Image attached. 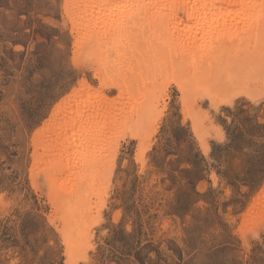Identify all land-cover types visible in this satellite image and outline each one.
<instances>
[{
	"label": "rangeland",
	"instance_id": "374dc122",
	"mask_svg": "<svg viewBox=\"0 0 264 264\" xmlns=\"http://www.w3.org/2000/svg\"><path fill=\"white\" fill-rule=\"evenodd\" d=\"M78 2L0 0V264H264V78L258 73V66L264 63L259 54L250 56L252 46H257L255 41H242L241 49L248 56L232 43V50L225 48L216 65L211 58L216 49L200 43L202 39L208 41L207 29L198 32L185 14L178 13L174 22L162 20L164 25L155 18L142 27L131 26L137 29V35L132 36L144 41H132L129 36L127 44L133 48L128 47L126 59L114 60L100 43L96 49L90 44H77L79 36L73 34L72 20L81 37H90L81 31L88 27L79 19L83 11L77 10ZM102 14L96 17L101 24L119 21L113 15ZM255 20L256 16L242 15L235 18L239 25L235 24L243 31L239 27L225 32L220 29V35L233 42L234 32L236 36L239 31L246 33L248 27L251 33ZM242 21L252 26H241ZM181 42H185L183 46ZM186 45H190L188 50ZM140 46L151 49L144 52ZM135 48L142 49V54ZM190 51L194 54L191 58L187 57ZM126 69L130 77L127 71L124 73ZM170 76L179 77V83ZM235 78L242 79V83L231 85ZM80 81L101 92L107 101L86 102L73 113L72 120L61 123L59 115L49 123L53 112L79 91ZM244 93L256 98L252 100ZM230 101L233 103L229 105ZM238 112L241 120L235 116ZM108 122L113 125L108 126ZM78 133L85 140L87 136L94 138L89 147L80 146L79 159L96 161L101 155L104 167L94 184L87 183L95 188L89 189L94 193L85 219L91 236L68 256L59 234L64 211L57 206L62 203L59 196L68 197L67 191L74 184L67 175L52 182L50 172L53 162H57L54 150L65 147L64 151L72 156L70 142L78 138ZM149 142L152 146L146 151ZM81 210L79 215L84 214Z\"/></svg>",
	"mask_w": 264,
	"mask_h": 264
},
{
	"label": "bare ground",
	"instance_id": "6f19581e",
	"mask_svg": "<svg viewBox=\"0 0 264 264\" xmlns=\"http://www.w3.org/2000/svg\"><path fill=\"white\" fill-rule=\"evenodd\" d=\"M76 7H77V10H82L83 12H82V16H80L79 17V19H81V21L83 20V22H85V27H88V29H86L85 31L84 30H82L81 28H83L82 26L81 27H79V31H80V29H81V31L82 32H85L86 33V35L87 36H90L89 38L88 37H81V34L78 32V29H77V23L74 21V20H72V28H73V34H77L76 35V37L77 36H79V43H77V44H81V43H85V45H89L90 44V46L91 47H97V48H99V46H98V43H100V46H103V47H105V51H106V53H109L110 55H109V57H110V59L111 58H113L114 60H124V59H126V56H127V54H129V52H128V49L131 47L130 45H128L127 43L131 40V39H129L130 37L132 38V41H134L133 39L134 38H137V40H140V39H138V36L137 37H134V36H132L133 34L134 35H137L136 34V32H137V29L135 30V27H131V26H135V25H138V26H143V25H145L146 24V21L148 20V21H150V20H153V19H155V18H159L161 21H159V22H161V24L162 25H164V22H162V20H164L165 18H166V23H168V22H174V21H176L177 19H178V17H177V15H178V13H183V14H185V16H186V18H187V20L189 21V23H193L194 25H196L197 26V29H199L198 30V32L201 30V28H202V31L204 30L203 28H206L207 29V33L206 34H208L209 35V39H208V41L206 40L205 41V39H202V40H200V43H201V45L203 44V45H208V47L212 50V49H214V51H215V49H216V52H214L215 54L211 57L213 60H215L216 61V65H219L220 63H218L219 61H218V57H220V53H225V48H226V51H228V50H232V47L230 48V45L233 43V45H234V47L236 48V50H237V45H239V51H241L242 52V54L244 55L245 54V49H241L242 47L244 48V44L242 43V41L243 40H247V41H250L251 39H252V41H255V43L257 44V46L255 45H251L252 46V50L251 51H253V52H251V54L250 53H248V54H250V56H253V53L255 52L256 54H259L262 58H261V60H260V62L262 61V63H264V47H263V45H264V0H79V2H78V4L76 5ZM102 13H105V16L108 14V15H110L109 17H112V15L113 16H115L116 17V19L117 20H119V21H117V22H112V20H107V23H106V21L103 23V24H101V23H99V22H97V16L98 15H100V14H102ZM103 15V14H102ZM242 15H253V16H256L257 17V20H255L253 23V28L251 29V30H253L251 33H249L248 32V27H247V32H248V34H247V36H246V33L245 32H242L243 30V28L241 29L239 26V28L242 30V31H239V33H238V35L236 36V33L234 32V37H233V40H235V41H233V42H230V41H225V39H223L222 38V36L220 35V34H223L222 32H221V30L220 29H223V32H225L226 30L225 29H227V28H229L230 30L233 28V29H235V28H238L237 27V25H239V24H237L236 22H235V18H237V19H239V18H241V16ZM73 16V15H72ZM75 17H77V15H75L73 18L75 19ZM103 18V17H102ZM184 18V17H183ZM244 18V17H243ZM107 19V18H106ZM244 19H246V18H244ZM244 19H241V20H244ZM253 19V18H252ZM115 20V19H114ZM246 20H244V22H245ZM144 22H145V24H144ZM156 22H158V21H156ZM181 22V21H180ZM243 22V21H242ZM243 22V23H244ZM154 23H155V21H154ZM153 23V24H154ZM177 23V22H176ZM183 23V21L181 22V24ZM188 23V22H187ZM237 25H236V24ZM248 23V22H247ZM148 24H150L149 22H148ZM160 23H159V25H161ZM173 24V23H172ZM246 23H244V24H242L241 22H240V25L241 26H247V25H249V24H251L250 22H249V24H246ZM96 25V26H95ZM147 25V24H146ZM174 25V24H173ZM172 25V26H173ZM176 25V24H175ZM185 25V24H184ZM235 25V26H234ZM154 26H156V27H158L157 25H154ZM202 26V27H201ZM251 26H252V24H251ZM260 26H262L263 28L261 29V27ZM148 27V26H147ZM146 27V28H147ZM258 27H260V28H258ZM155 28V27H154ZM159 28V27H158ZM152 29H153V27H152ZM164 30L166 29V28H163ZM229 29H227V30H229ZM259 29V30H258ZM91 30V31H90ZM141 30V29H140ZM140 30H138V31H140ZM144 30H145V28H144ZM225 30V31H224ZM237 30V29H236ZM87 31V32H86ZM89 31V32H88ZM237 31V32H238ZM92 32V33H91ZM220 32V33H219ZM263 32V33H262ZM144 33V32H143ZM205 33V32H204ZM201 35H202V33H201ZM240 35V36H239ZM241 35H242V37H241ZM130 36V37H129ZM144 36H145V34H144ZM237 37H239V39L240 40H238V39H236ZM147 38V37H146ZM159 38V37H158ZM190 38H192V37H190ZM196 41H197V38L196 37H193ZM149 40V39H148ZM160 40V39H159ZM214 40L215 41H220V40H222L223 41V43L222 44H220V43H214ZM141 42L140 43H142L144 40H140ZM192 41V39L190 40V41H188L189 43ZM199 41V40H198ZM202 41V42H201ZM221 41V42H222ZM139 41H137V43H138ZM187 42V41H186ZM134 43H136V42H134ZM133 43V44H134ZM149 43H151V42H149ZM160 43V42H159ZM176 43H178V42H176ZM185 43V42H184ZM183 43V44H184ZM189 43H187V44H189ZM196 43V42H195ZM194 43V40H193V44H195ZM244 43H246V42H244ZM251 43V42H250ZM161 44V43H160ZM164 44V43H163ZM175 44V43H174ZM181 44H182V42H181ZM180 44V45H181ZM183 44H182V46H183ZM191 44V43H190ZM237 44V45H236ZM143 45V44H142ZM173 45V44H172ZM177 45V47L178 48H180L179 47V45L178 44H176ZM200 45V46H201ZM236 45V46H235ZM250 45V44H249ZM130 46V47H129ZM135 46V45H134ZM181 46V47H182ZM192 46V45H191ZM195 46H198L197 45V43H196V45ZM194 46V47H195ZM79 47H81V46H79ZM96 47H95V49H96ZM129 47V48H128ZM146 47V46H145ZM142 48V46H140L139 48H142V49H140V50H142V51H146L147 52V50L146 49H149V48ZM153 47V46H152ZM189 48L190 47V45L188 46V45H186V48ZM204 46H202V47H200V49L201 48H203ZM86 48V47H85ZM101 48V47H100ZM131 48H133V47H131ZM183 48V47H182ZM188 48L186 49V50H188ZM193 48V47H192ZM198 48V47H197ZM255 48V49H254ZM88 49V48H87ZM94 49V48H93ZM94 49V50H95ZM102 49V48H101ZM136 49V48H135ZM135 49H132V50H135ZM145 49V50H144ZM151 49V48H150ZM149 49V50H150ZM184 49H185V47H184ZM183 49V50H184ZM80 50V49H79ZM83 50V49H82ZM91 50V49H90ZM98 50V49H97ZM137 50V49H136ZM135 50V51H136ZM140 50L138 49L137 51H136V53H138V51L140 52ZM155 50V52L158 50H156V48L154 49ZM181 50V49H180ZM185 50V51H186ZM255 50V51H254ZM257 50H259V53H257ZM76 51V50H75ZM103 51V50H102ZM153 51V50H152ZM249 51V50H248ZM99 52H101V51H99ZM149 52V51H148ZM168 52V55H169V51H167ZM182 52V51H181ZM193 52V51H192ZM200 52V51H199ZM212 52L213 51H211V53L210 54H212ZM235 52V51H234ZM77 53H79V52H77ZM84 53V52H83ZM95 53V52H94ZM93 53V54H94ZM136 53H134V54H136ZM153 54H155L154 52H152ZM152 53H149V55L150 54H152ZM161 53V52H160ZM186 53V52H185ZM185 53H183V54H185ZM188 53V52H187ZM226 53H228L229 54V52H226ZM139 55L140 54H142L141 52L140 53H138ZM138 54H136L137 56H138ZM198 54V53H197ZM201 54V53H200ZM209 54V55H210ZM233 54H235V53H233ZM238 54V53H237ZM241 54V53H240ZM82 55V54H81ZM126 55V56H125ZM146 55H148V53H146ZM173 55V54H172ZM180 56H181V54H179ZM185 55H187V54H185ZM191 55H194V54H191V51H190V54L187 56V57H189L190 56V58H191ZM199 55V54H198ZM203 57H205L204 55H203V53L201 54ZM208 55V56H209ZM247 55V54H246ZM246 55H244V56H246ZM258 55V56H259ZM79 56V55H78ZM131 56V55H130ZM134 56V55H133ZM133 56H132V58H133ZM150 56H152V55H150ZM164 56V55H163ZM207 56V55H206ZM248 56V55H247ZM259 56V57H260ZM139 57V56H138ZM155 57H157V56H155ZM172 57H174V56H172ZM181 57H183V56H181ZM185 57V56H184ZM221 57H223V56H221ZM228 57V56H227ZM227 57H225V58H227ZM76 58V57H75ZM80 58V57H79ZM87 58V57H86ZM124 58V59H123ZM140 59H142V62H144V60H143V58H141V56L139 57ZM149 58V57H148ZM153 58V57H152ZM151 58V59H152ZM192 58H193V56H192ZM233 58H235V57H233ZM247 58V57H246ZM188 60H191V59H189V58H187ZM196 59H199V58H196ZM196 59L194 58V60L196 61ZM209 59H210V57H209ZM227 59H230V58H227ZM248 59V58H247ZM100 60V59H99ZM152 60H154V59H152ZM170 60V59H169ZM168 60V61H169ZM172 60V59H171ZM175 60V59H174ZM226 60V59H225ZM235 60H236V58H235ZM238 60V59H237ZM244 60V59H243ZM78 61V60H77ZM76 61V62H77ZM130 61V60H129ZM139 61V60H138ZM176 61H178V60H176ZM204 61V60H203ZM231 61V60H230ZM233 61H234V59H233ZM101 62V61H100ZM132 62V61H131ZM137 62V61H136ZM155 62V61H154ZM171 62V61H170ZM175 61H173V66H174V64H175V66H176V69H178L177 68V66H179L178 64L176 65V63H174ZM190 62V61H189ZM197 62H198V60H197ZM200 62V61H199ZM206 62V61H205ZM209 62L210 61H208V65H209ZM101 63H104V62H101ZM117 63V62H116ZM124 63V62H123ZM180 63V62H179ZM191 63H193L192 62V60H191ZM191 63H189V64H191ZM203 63V62H202ZM225 63V62H224ZM119 64V63H118ZM121 64V63H120ZM119 64V65H120ZM126 64V63H125ZM125 64H123V66L125 65ZM134 64V63H133ZM154 64H156V63H154ZM157 64H159V63H157ZM163 64V63H162ZM161 64V65H162ZM211 64H212V62H211ZM215 64V63H214ZM221 64H222V62H221ZM108 65V64H107ZM110 65H112V64H110ZM127 65V64H126ZM144 65H145V63H144ZM152 65V64H151ZM160 65V66H161ZM182 65V64H181ZM199 65H201V62H200V64ZM207 65V66H208ZM261 66H258L259 68L258 69H260V70H258V73L260 74V76H263V78H264V64H260ZM101 66V65H100ZM140 66L141 67H143L144 68V66L143 65H141L140 64ZM158 66V65H157ZM184 66V65H183ZM186 66V65H185ZM184 66V67H185ZM206 66V65H205ZM85 67V66H84ZM114 67V66H113ZM164 67V66H163ZM190 67V66H189ZM217 67V66H216ZM226 67H229V66H226ZM121 68V67H120ZM133 68V67H132ZM160 68H162V67H160ZM167 68L168 67H165V69L167 70ZM186 68V67H185ZM204 68V67H203ZM222 68V67H221ZM111 69V68H110ZM122 69V68H121ZM131 69V68H130ZM135 68H133V70H134ZM139 69V68H138ZM159 69V68H158ZM181 69V67L179 66V70ZM196 69H197V67H196ZM120 70V69H119ZM132 70V71H133ZM146 70V69H145ZM190 70H191V67H190ZM189 70V71H190ZM203 70V69H202ZM207 70H210L209 68L207 69ZM212 70V69H211ZM126 71H127V69L125 70V72L124 73H126ZM143 71V70H142ZM157 71V70H156ZM184 71V70H183ZM185 71H186V69H185ZM188 71V72H189ZM194 71V70H193ZM196 71V70H195ZM197 71H199V70H197ZM103 72V71H102ZM115 72V71H114ZM131 72V71H130ZM146 72H148V71H146ZM146 72H144V73H146ZM149 72H150V70H149ZM148 72V73H149ZM159 72V74H160V71H158ZM165 72H167V71H165ZM170 72L171 71H169V74H170ZM205 72H206V70H205ZM234 72V71H233ZM127 73H128V75H129V77H130V74H129V72L127 71ZM180 73V72H179ZM186 73V72H185ZM109 74V73H108ZM132 74V73H131ZM147 74V73H146ZM152 74V73H151ZM181 74V73H180ZM195 74V73H194ZM232 74V73H231ZM95 75V74H94ZM101 75H102V73H101ZM104 75V74H103ZM102 75V77L104 78V76ZM124 75V74H123ZM127 75V74H126ZM145 75V74H144ZM148 75V74H147ZM176 75V74H175ZM202 75V74H201ZM215 75V74H214ZM219 75H220V73H219ZM229 75V74H228ZM97 76H98V74H97ZM96 76V77H97ZM122 76V75H121ZM132 76V75H131ZM166 76V78H168L167 77V75H165L164 74V77ZM172 77H174L173 75H171ZM170 76V80L171 79H173V81L175 80L176 81V79L177 78H179V77H177L176 79H174V78H172ZM196 76H197V74H196ZM195 76V77H196ZM202 76H204V74L202 75ZM210 76V75H209ZM154 77H155V75H154ZM160 77V76H159ZM159 77H157V78H159ZM162 77V76H161ZM198 77H199V75H198ZM205 77V76H204ZM206 77H207V75H206ZM218 77V76H217ZM98 79H100V76H98L97 77ZM131 78H133V77H131ZM150 78H151V76H150ZM157 78H155V81L157 80ZM184 78V77H183ZM187 78H189V77H187ZM186 78V79H187ZM191 79H192V77H190ZM201 78V77H200ZM208 78V77H207ZM229 78H232V77H230L229 76ZM262 77L260 78V80L261 79H263ZM111 79V78H110ZM140 79V78H139ZM149 79V77L146 79V80H148ZM154 79V78H153ZM161 79V78H160ZM180 79V78H179ZM205 79V78H204ZM227 79V78H226ZM236 79V78H235ZM239 78H237L233 83L232 82H230L231 83V85H234L235 83H238V84H241L242 83V79H239ZM100 80H102V78L100 79ZM104 80H106V77L104 78ZM103 80V81H104ZM134 80V79H133ZM137 80V79H136ZM198 80H199V78H198ZM217 81H218V79H216ZM243 80H245V79H243ZM126 81H127V79H126ZM174 81V82H175ZM203 81V80H202ZM231 81V80H230ZM251 81V80H250ZM125 82V81H124ZM128 82V81H127ZM129 82H130V80H129ZM151 82H153V80L152 81H150V83ZM157 82V81H156ZM184 82V81H183ZM201 82V81H200ZM248 83V85H251L250 83H249V81H244L243 83L245 84V83ZM158 83H160L159 85L160 86H163V84L161 85V83L162 82H158ZM172 83V82H171ZM177 83H179L178 81H176V84ZM190 83V82H189ZM206 83V82H205ZM123 84V83H122ZM130 84V83H129ZM146 84V83H145ZM175 83H173V85H174ZM187 84V83H186ZM192 84V83H191ZM190 84V85H191ZM211 84V83H210ZM229 84V83H228ZM128 85V84H127ZM126 85V86H127ZM134 85V84H133ZM132 85V86H133ZM149 85V84H148ZM152 85H153V83H152ZM171 86V85H170ZM176 86V85H175ZM178 86H180V84L179 85H177V88H178ZM200 86V85H199ZM198 86V84H197V87H199ZM202 86V85H201ZM200 86V87H201ZM217 86V85H216ZM79 91H77V92H75L73 95H71V96H69L68 98H67V102L65 103V104H62L61 106H59L54 112H53V114H52V119H51V121L49 122V123H51L52 124V122H54L53 120L54 119H56V117H58L59 118V115H60V118H61V120L60 119H58V120H60V122L62 123V121H66V120H72V117H73V113L74 112H78L79 111V108L80 107H83L84 105H85V103L87 102V103H89V101H95V99L96 100H98V101H100V103L101 102H106L107 100L102 96V93L101 92H99V91H96V90H94V89H92L85 81H80L79 82ZM137 87V86H136ZM168 87V86H167ZM199 87V88H200ZM229 87V86H228ZM132 88V87H131ZM154 89H155V87H153ZM161 88V87H160ZM169 88V87H168ZM180 88V87H179ZM206 88V87H205ZM157 89V88H156ZM182 89V88H181ZM184 89V88H183ZM192 88H190V90H191ZM122 90V89H121ZM145 90V89H144ZM159 90V89H158ZM163 90H164V88H163ZM118 91V90H117ZM148 91V90H147ZM178 91H180V90H178ZM183 91V90H182ZM153 92V91H152ZM155 92H157V90H155ZM155 92H153V93H155ZM164 92H165V90H164ZM167 92V91H166ZM119 93H120V91H119ZM126 93H128V92H126ZM134 94V93H133ZM137 94H138V92H137ZM157 94V93H156ZM161 94V93H160ZM181 94H183V93H181ZM185 94L186 93H184L183 95V97H185ZM120 95H122V94H120ZM127 95V94H126ZM187 95V94H186ZM193 95H196L195 93L193 94ZM192 95V96H193ZM244 95L245 96H247V97H251V99L253 100V99H255L256 97L254 96V95H248L247 93H244ZM123 96V95H122ZM197 96V95H196ZM239 96V95H238ZM158 97V96H157ZM235 97V96H234ZM125 98V97H124ZM146 98H147V96H146ZM156 98V97H155ZM159 98V97H158ZM182 98V97H181ZM187 98V97H186ZM190 99H191V96L189 97ZM213 98V97H212ZM222 99H224V98H222ZM221 99V100H222ZM121 100V99H120ZM125 100H126V98H125ZM158 100V99H157ZM214 100V99H213ZM97 101V102H98ZM132 101V100H131ZM159 101V100H158ZM187 101H188V98H187ZM186 101V102H187ZM121 102H123V101H121ZM130 102V101H129ZM151 102V101H150ZM212 102H214V101H212ZM211 102V103H212ZM226 102H227V100H226ZM225 101H224V103L225 104H228V103H226ZM232 101H230L229 102V105H230V103H231ZM104 103H102V104H104ZM133 103V102H132ZM134 103H136V102H134ZM233 103V102H232ZM231 103V104H232ZM91 104V103H90ZM98 104V103H97ZM146 104V103H145ZM144 104V105H145ZM155 104H158V103H155ZM184 104V103H183ZM186 104V103H185ZM214 104V103H213ZM108 104H106V106H107ZM115 105V104H114ZM191 105V104H190ZM196 105V104H195ZM217 105V104H216ZM95 106V105H94ZM102 106V105H101ZM100 106V107H101ZM109 106V105H108ZM143 106V105H142ZM192 106V105H191ZM215 106V105H214ZM123 107V106H122ZM129 107V106H128ZM90 108H91V105H90ZM93 108V107H92ZM94 108H96V107H94ZM98 108H99V106H98ZM130 108V107H129ZM85 109V108H84ZM88 109V108H87ZM105 109V108H104ZM120 109H123V108H120ZM128 109V108H127ZM187 109H189V108H187ZM82 110V109H81ZM86 110V109H85ZM88 110H90V109H88ZM99 110V109H98ZM103 109H101V111H102ZM107 110V109H106ZM110 110V109H109ZM115 110V109H114ZM129 110V109H128ZM131 110H133L132 109V107H131ZM184 111L186 110V109H183ZM87 112V111H86ZM90 112V111H89ZM92 112V111H91ZM102 112H105V111H102ZM126 112V111H125ZM149 112H151V110H149ZM148 112V113H149ZM155 113V112H154ZM185 113H186V111H185ZM89 114V113H88ZM91 114V113H90ZM92 114H94V112H92ZM98 114V113H97ZM96 114V115H97ZM100 114H102L101 112H100ZM110 114H111V111H110ZM150 114V113H149ZM158 114V113H157ZM160 114H162V113H160ZM103 115V114H102ZM105 115V114H104ZM103 115V116H104ZM185 115V114H184ZM89 116V115H88ZM87 115H86V117H88ZM94 116V115H93ZM100 116V115H99ZM105 116H107V115H105ZM104 116V117H105ZM149 116V115H148ZM152 118H154L155 117V115L154 114H152ZM160 116V115H159ZM190 116V115H189ZM95 117H97V116H95ZM94 117V118H95ZM104 117L102 118V119H104ZM125 117V116H124ZM145 117H147V115L145 116ZM93 118V117H92ZM107 118H108V116H107ZM127 118H129V117H127ZM148 118V117H147ZM156 118V117H155ZM158 118V117H157ZM160 118V117H159ZM84 119H85V117H84ZM89 119V118H88ZM109 119V118H108ZM111 119V118H110ZM140 119H143V118H141L140 117ZM57 120V121H58ZM82 120H83V118H82ZM81 120V121H82ZM94 120V119H93ZM149 120V119H148ZM155 120V122H156V119H154ZM160 120V119H159ZM56 120H55V122H57ZM86 121H88V120H86L85 119V122ZM97 121V120H96ZM109 121V120H108ZM112 121V120H111ZM123 121H125V120H123ZM139 121V120H138ZM138 121H137V123H138ZM70 122V121H69ZM73 122V121H72ZM95 122V121H94ZM114 122V121H113ZM128 122V121H127ZM126 122V123H127ZM132 122V121H131ZM151 122V121H150ZM63 123H65V122H63ZM76 123H77V121H76ZM78 123H80V122H78ZM50 124V125H51ZM53 124H55V123H53ZM108 126H111V124H112V122L111 123H109L108 122ZM121 124V123H120ZM119 124V125H120ZM139 124V123H138ZM151 124H152V122H151ZM157 124H158V122H157ZM49 125V124H48ZM66 125V124H65ZM106 125V124H105ZM113 125V124H112ZM117 126H118V123L116 124ZM123 125V123L121 124V127H123L122 126ZM147 125V124H146ZM145 125V126H146ZM150 125V124H149ZM70 126V125H69ZM69 126H66V127H69ZM73 126V125H72ZM77 126V125H76ZM131 126H133V124L131 125ZM136 126V125H135ZM139 126H141L140 124H139ZM138 126V127H139ZM154 126V125H153ZM194 126V125H193ZM54 127V126H53ZM71 127V126H70ZM82 127H84L83 126V124H82ZM113 127V126H112ZM114 127L115 128H117L116 126H115V124H114ZM120 127V126H119ZM195 127V126H194ZM50 128V127H49ZM51 128H52V126H51ZM55 128V127H54ZM72 128V127H71ZM128 128V127H127ZM130 128V127H129ZM132 128H134V127H132ZM145 128V127H144ZM147 128H149V127H147ZM62 129V128H61ZM67 129V128H66ZM70 129V128H69ZM73 129V128H72ZM76 129V128H75ZM114 128H112V129H110L111 130V132H112V130H113ZM120 129V128H119ZM118 128H117V130H119ZM125 129H126V126H125ZM57 130V129H56ZM74 130V129H73ZM105 130H106V128H105ZM116 130V129H115ZM134 130V129H133ZM135 130H136V128H135ZM144 130H146V129H144ZM155 130H156V128H155ZM154 130V131H155ZM108 131V130H107ZM114 131V130H113ZM126 131H129L128 129L126 130ZM63 132V131H62ZM68 132V131H67ZM117 133H118V131H116ZM131 132V131H130ZM133 132V131H132ZM64 133V132H63ZM69 133V132H68ZM80 133V132H79ZM78 133V138L77 139H75L74 141H73V143L72 142H70L71 144H73L72 145V150H71V152L72 151H74L73 153L74 154H72V156L69 154V151H64V148L65 147H59L58 146V148H60V150H54V152L52 153L53 154V157L54 158H56V160H57V162L56 161H52L54 164H53V167H54V169L52 170L51 169V172H50V176H51V181L53 182V181H55V180H57L58 178H60L61 176H63V175H67V176H69V178L72 180V183L74 184V186H73V188L72 189H70V190H68L67 192L69 193L67 196L68 197H65V198H63V199H65L64 201H63V199L59 196V198H60V201L62 200V203H61V205L60 206H57V207H59V208H63V214H62V217H61V221H59V222H61L60 224L62 225V227H61V229L59 230V234H60V236H61V238H62V241H63V244H64V246H65V248H66V252H67V255L69 256V254H71V252L73 253V252H75V250L77 249V246H79L82 242H83V239L85 238V240H86V237H90L91 236V234H90V232H91V229H90V227L89 226H87V224L85 223V219H86V216H87V214H89V207H90V205H89V199H90V197H91V193L93 194L94 192L92 191V192H90L89 191V189H91V188H93L92 186L90 187L87 183L88 182H91V183H95L94 181L97 179V174L99 175V173L101 174V171H100V169H101V166L103 165L102 164V162H104V161H102V156L100 155H98L99 156V158L96 160V161H94L95 160V158L94 159H92V158H87V157H84V158H80L79 159V148H80V146H82L83 144H85L86 146H88L89 147V142L91 143L92 141H90L91 140V136H87L86 138H87V140H85V138H83V136H81L80 134ZM42 134V133H41ZM40 134V135H41ZM43 134H45V133H43ZM57 134V133H56ZM67 133L65 132V135H66ZM70 134V133H69ZM68 134V135H69ZM72 134V136H75V135H73L74 133H71ZM102 134H104L103 132H102ZM106 134H107V132H106ZM127 134H128V132H127ZM145 134V133H144ZM109 135V134H108ZM122 135V134H121ZM138 134H136L135 136H137ZM140 135V134H139ZM100 136H101V134H100ZM103 136V135H102ZM142 136V135H141ZM112 137H114V135L112 136ZM126 137V136H125ZM138 137L139 136H137V137H135L136 139H138ZM55 138V137H54ZM106 138V137H105ZM144 138V137H143ZM147 138V137H146ZM59 139V141L61 140L60 138H58ZM57 139V140H58ZM63 139V138H62ZM93 140H94V138H92ZM54 140V139H53ZM52 140V141H53ZM68 140H69V138H68ZM68 140H67V143H69L68 142ZM70 140H73V138L72 139H70ZM107 140V139H106ZM105 140V141H106ZM114 140V139H113ZM144 140V139H143ZM109 141H111V140H109ZM148 141H149V139H148ZM54 142H56V140L54 141ZM58 142V141H57ZM107 142V141H106ZM106 142H103V143H106ZM114 142V141H113ZM97 143V142H96ZM56 144V143H55ZM93 146L95 145L94 144V141H93ZM108 144H110V143H108ZM116 144V143H115ZM37 145V144H36ZM54 145V144H53ZM58 145V143L56 144V146ZM65 145V144H64ZM63 145V146H64ZM68 145V144H67ZM84 145V146H85ZM61 146V145H60ZM111 146V145H110ZM152 146V144L149 142V144L147 145V147H145L147 150L146 151H148L149 150V148ZM71 147V146H70ZM207 147V146H206ZM34 148H36V147H34ZM53 148H55V147H53ZM87 147H85V149H84V151L85 150H87L86 149ZM94 148V147H93ZM99 148V147H98ZM105 148H108L107 146H105ZM205 148V147H204ZM114 151L116 150V149H114V148H112ZM112 149H110L109 148V150L111 151ZM35 150V149H34ZM37 150V149H36ZM51 150H53V149H51ZM96 151L98 150V149H95ZM99 150H101L100 148H99ZM108 150V149H107ZM112 150V151H113ZM81 151V150H80ZM103 151V150H102ZM105 151V150H104ZM113 151V152H114ZM44 152V151H43ZM107 152V151H106ZM117 152V151H116ZM145 152V151H144ZM45 153V152H44ZM50 153V152H49ZM47 154V152L45 153V155ZM111 154V153H110ZM109 154V155H110ZM88 155V154H87ZM91 155V154H90ZM95 155V154H94ZM107 155V154H106ZM106 155H103V157L105 156L106 157ZM36 156V155H35ZM47 156V155H46ZM91 156H93V153H92V155ZM142 156H143V153H141V158H140V160L141 161H143L142 160ZM90 157V156H89ZM37 158V157H36ZM54 158H51V159H54ZM113 158V157H112ZM115 158V157H114ZM84 159V160H83ZM83 160V162H81ZM83 164L82 166H81V168L79 169V164ZM105 166H106V164H105ZM103 167H104V165H103ZM107 169V168H106ZM50 170V169H49ZM71 176V177H70ZM110 177V176H109ZM49 179V178H48ZM49 179V180H50ZM48 180V181H49ZM61 180V179H60ZM69 180V179H68ZM94 180V181H93ZM62 182H63V180H62ZM61 182V183H62ZM68 182V181H67ZM69 182H71V181H69ZM68 182V183H69ZM71 183V184H72ZM63 184V183H62ZM65 184V183H64ZM65 185H68L67 183L65 184ZM92 185V184H91ZM94 186V185H93ZM93 189H95V188H93ZM61 193V192H60ZM94 196V195H93ZM98 198V197H97ZM96 199V198H95ZM102 199V198H101ZM104 199V198H103ZM50 200V199H49ZM56 202V201H55ZM102 202V201H101ZM103 203V202H102ZM101 203V204H102ZM56 205H58L57 203H56ZM95 205H97V203L95 204ZM99 205V204H98ZM103 205V204H102ZM55 206V205H54ZM53 208V207H52ZM99 208H100V206H99ZM98 208V209H99ZM58 209V208H57ZM79 209H82L81 211H82V213H84V214H80L79 215ZM81 211H80V213H81ZM89 211V212H88ZM61 212V211H60ZM99 213V212H98ZM91 214H92V212H91ZM57 216L59 215V214H56ZM90 216V215H89ZM88 217V216H87ZM93 218V217H92ZM57 220H58V217H57ZM254 221V220H253ZM252 221V222H253ZM251 223V222H250ZM58 224V223H57ZM254 224V223H253ZM252 224V225H253ZM258 224V223H257ZM255 225H256V223H255ZM56 228H59V227H56ZM56 230H58V229H56ZM88 239V238H87ZM86 241H88V240H86ZM88 244H89V242H88ZM84 245V244H83ZM88 249V248H87ZM81 250V249H80ZM81 252V251H80ZM76 253V252H75ZM81 254V253H80ZM77 255V254H76ZM82 256V255H81ZM86 256V255H85ZM74 260V259H73ZM73 263V262H72ZM74 263H76V262H74Z\"/></svg>",
	"mask_w": 264,
	"mask_h": 264
},
{
	"label": "trees",
	"instance_id": "16d2710c",
	"mask_svg": "<svg viewBox=\"0 0 264 264\" xmlns=\"http://www.w3.org/2000/svg\"><path fill=\"white\" fill-rule=\"evenodd\" d=\"M235 116H237V117H236L237 120H241V116H242V115H241V112L236 113Z\"/></svg>",
	"mask_w": 264,
	"mask_h": 264
}]
</instances>
